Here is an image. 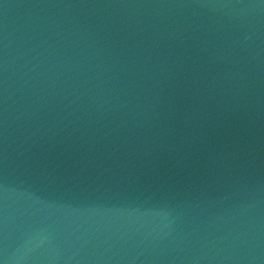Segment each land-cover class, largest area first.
<instances>
[{
    "label": "water",
    "instance_id": "1",
    "mask_svg": "<svg viewBox=\"0 0 264 264\" xmlns=\"http://www.w3.org/2000/svg\"><path fill=\"white\" fill-rule=\"evenodd\" d=\"M0 264H264V0H0Z\"/></svg>",
    "mask_w": 264,
    "mask_h": 264
}]
</instances>
